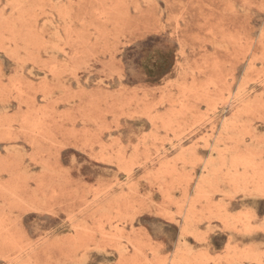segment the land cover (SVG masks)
<instances>
[{
  "label": "rangeland",
  "instance_id": "obj_1",
  "mask_svg": "<svg viewBox=\"0 0 264 264\" xmlns=\"http://www.w3.org/2000/svg\"><path fill=\"white\" fill-rule=\"evenodd\" d=\"M0 264H264V0H0Z\"/></svg>",
  "mask_w": 264,
  "mask_h": 264
}]
</instances>
